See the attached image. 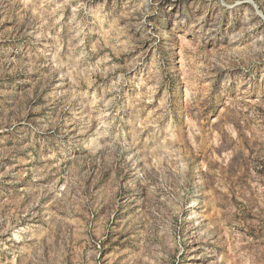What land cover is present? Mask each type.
<instances>
[{"label": "rangeland", "instance_id": "obj_1", "mask_svg": "<svg viewBox=\"0 0 264 264\" xmlns=\"http://www.w3.org/2000/svg\"><path fill=\"white\" fill-rule=\"evenodd\" d=\"M0 264H264V0H0Z\"/></svg>", "mask_w": 264, "mask_h": 264}]
</instances>
